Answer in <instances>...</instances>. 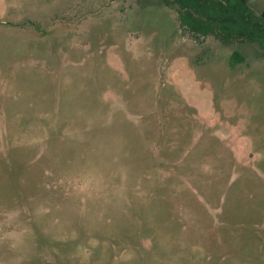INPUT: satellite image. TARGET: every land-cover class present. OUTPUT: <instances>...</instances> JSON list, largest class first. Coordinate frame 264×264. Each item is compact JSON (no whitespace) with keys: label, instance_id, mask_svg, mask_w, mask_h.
Masks as SVG:
<instances>
[{"label":"rangeland","instance_id":"374dc122","mask_svg":"<svg viewBox=\"0 0 264 264\" xmlns=\"http://www.w3.org/2000/svg\"><path fill=\"white\" fill-rule=\"evenodd\" d=\"M0 264H264V51L160 0H0Z\"/></svg>","mask_w":264,"mask_h":264},{"label":"trees","instance_id":"16d2710c","mask_svg":"<svg viewBox=\"0 0 264 264\" xmlns=\"http://www.w3.org/2000/svg\"><path fill=\"white\" fill-rule=\"evenodd\" d=\"M179 13L181 27L196 36H214L223 42L255 44L264 51V8L260 14L249 0H160ZM244 61L241 53L232 54V65Z\"/></svg>","mask_w":264,"mask_h":264}]
</instances>
